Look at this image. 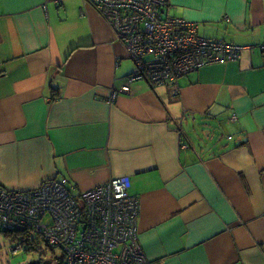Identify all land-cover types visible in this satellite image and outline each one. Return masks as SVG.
Wrapping results in <instances>:
<instances>
[{
	"label": "crops",
	"instance_id": "crops-1",
	"mask_svg": "<svg viewBox=\"0 0 264 264\" xmlns=\"http://www.w3.org/2000/svg\"><path fill=\"white\" fill-rule=\"evenodd\" d=\"M165 14L252 48L123 92L134 65L91 3L0 0V186L127 175L145 264H264V0H168Z\"/></svg>",
	"mask_w": 264,
	"mask_h": 264
},
{
	"label": "built area",
	"instance_id": "built-area-1",
	"mask_svg": "<svg viewBox=\"0 0 264 264\" xmlns=\"http://www.w3.org/2000/svg\"><path fill=\"white\" fill-rule=\"evenodd\" d=\"M86 1L133 62L123 92L138 80L174 84L189 71L238 60L252 48L201 36L197 22L165 14L168 0ZM257 46L264 52V40ZM130 185V177L121 175L79 192L66 177L24 190L0 186V232L11 241L7 251L15 255L44 245L60 249L58 264H145L137 238L139 202Z\"/></svg>",
	"mask_w": 264,
	"mask_h": 264
},
{
	"label": "rangeland",
	"instance_id": "rangeland-1",
	"mask_svg": "<svg viewBox=\"0 0 264 264\" xmlns=\"http://www.w3.org/2000/svg\"><path fill=\"white\" fill-rule=\"evenodd\" d=\"M129 60L132 62L131 59ZM9 240L8 236L0 232V261L4 263L9 261L11 263L27 264L31 261H37L38 264H57V259L61 254L59 248L51 249L44 245L37 250L22 252L17 255L7 254L6 250L9 245Z\"/></svg>",
	"mask_w": 264,
	"mask_h": 264
},
{
	"label": "water",
	"instance_id": "water-1",
	"mask_svg": "<svg viewBox=\"0 0 264 264\" xmlns=\"http://www.w3.org/2000/svg\"><path fill=\"white\" fill-rule=\"evenodd\" d=\"M27 264H38V262L37 261H31V262H29Z\"/></svg>",
	"mask_w": 264,
	"mask_h": 264
}]
</instances>
